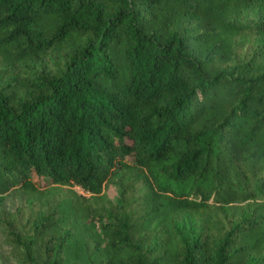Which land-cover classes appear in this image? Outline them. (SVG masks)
<instances>
[{"label":"trees","instance_id":"obj_1","mask_svg":"<svg viewBox=\"0 0 264 264\" xmlns=\"http://www.w3.org/2000/svg\"><path fill=\"white\" fill-rule=\"evenodd\" d=\"M0 66L29 73L0 74V196L77 187L97 199L131 171L147 189L141 212L108 216L71 250L49 237L53 215L39 221L19 242L30 263L264 252V0H0ZM241 202L252 210L232 227L181 237L184 215Z\"/></svg>","mask_w":264,"mask_h":264},{"label":"rangeland","instance_id":"obj_2","mask_svg":"<svg viewBox=\"0 0 264 264\" xmlns=\"http://www.w3.org/2000/svg\"><path fill=\"white\" fill-rule=\"evenodd\" d=\"M0 72L2 85L14 78L20 82L29 74L25 68L4 72L2 66ZM50 191L34 198L20 193L0 196V264H32L19 242L27 244L32 237L33 226L47 216L53 215L58 220L56 227L48 233L54 239L53 244L55 240H66L68 250H71L75 241L87 240L89 235L100 236V226L106 224L108 216L119 220L125 213L141 212L147 195L143 178L133 171L118 173L106 193L97 199H89L77 187L53 188ZM137 200L139 204H136ZM76 206L80 213H75ZM86 207L91 210L88 221L83 218ZM251 210L248 202H241L226 206L222 211L212 208L201 214H186L179 220L181 237L190 240L198 234L215 236L217 228L209 223L210 220L219 219L222 225L232 227ZM247 264H264V252L252 256Z\"/></svg>","mask_w":264,"mask_h":264}]
</instances>
